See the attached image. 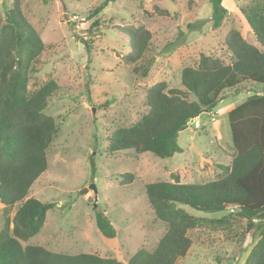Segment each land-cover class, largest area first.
<instances>
[{
    "label": "rangeland",
    "instance_id": "rangeland-1",
    "mask_svg": "<svg viewBox=\"0 0 264 264\" xmlns=\"http://www.w3.org/2000/svg\"><path fill=\"white\" fill-rule=\"evenodd\" d=\"M11 1L0 0L2 21ZM103 1L20 0L21 12L49 47L33 62L28 88L34 90L48 81L57 85L45 111L57 126L47 148L48 166L28 194L54 206L46 212L40 230L21 244L127 261L141 247L153 249L166 230L148 202L146 183L172 180L175 171L181 182L217 178L219 165H228L233 154L228 111L248 95L264 92V86L244 82L239 91L225 90L212 110L179 131L176 140L182 151L170 157L132 149L109 154L113 130L130 125L147 111L148 87L164 81L168 88H181V69L195 64L201 53L228 62L224 37L231 28L250 43H258L239 10L255 0H222L226 13L217 28L210 18V0H109L93 15ZM138 26L150 37L143 57L130 63L125 60L130 37L124 31ZM148 62V74L142 76L140 70ZM127 173L130 181L124 178ZM84 188L88 191L82 193ZM17 207L6 209L0 203V229ZM184 208L199 218L228 221L215 226L202 222L191 229L192 244L177 264H244L257 238L243 236L245 221L236 216L235 208L215 213ZM97 210L111 220L114 238L98 231Z\"/></svg>",
    "mask_w": 264,
    "mask_h": 264
},
{
    "label": "trees",
    "instance_id": "trees-1",
    "mask_svg": "<svg viewBox=\"0 0 264 264\" xmlns=\"http://www.w3.org/2000/svg\"><path fill=\"white\" fill-rule=\"evenodd\" d=\"M104 0L92 12L96 15L107 4ZM211 20L217 28L226 13L222 0H210ZM258 45L250 43L236 28L224 37L229 61L201 53L197 62L180 72L181 88H168L164 81L145 92L147 111L128 126L113 130L108 137V153L132 149L170 157L182 151L177 143L180 130L212 110L227 89L239 91L244 82L264 86V1L255 0L239 7ZM98 25L97 21L93 22ZM124 33L128 40L127 62L141 59L147 50L149 31L143 26ZM31 23L23 15L20 0H12L0 16V203L6 209L18 205L10 222L0 229V264H177L187 253L192 238L188 232L202 222L220 225L227 218H199L184 206L215 213L235 208L245 221L243 236L257 238L244 264H264V92H254L228 111L232 158L219 165L220 175L204 182H181L179 171L172 180H158L145 185V194L157 219L166 230L156 246L139 248L127 261L91 252L67 254L21 241L35 235L42 227L53 202L28 196L31 185L47 169V148L54 137L55 120L46 114L53 81L34 90L28 81L35 71L33 62L48 52ZM148 62L140 73L147 76ZM135 72H139L134 67ZM192 97V99H190ZM130 181L131 175H124ZM95 225L105 238H114L116 229L101 211L95 213Z\"/></svg>",
    "mask_w": 264,
    "mask_h": 264
},
{
    "label": "water",
    "instance_id": "water-1",
    "mask_svg": "<svg viewBox=\"0 0 264 264\" xmlns=\"http://www.w3.org/2000/svg\"><path fill=\"white\" fill-rule=\"evenodd\" d=\"M89 187L95 190V186L94 185H90ZM86 191H88V188H84V189L81 190L82 193H84Z\"/></svg>",
    "mask_w": 264,
    "mask_h": 264
}]
</instances>
